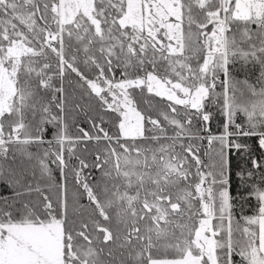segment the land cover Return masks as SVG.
<instances>
[{"label": "snow or ice", "instance_id": "obj_1", "mask_svg": "<svg viewBox=\"0 0 264 264\" xmlns=\"http://www.w3.org/2000/svg\"><path fill=\"white\" fill-rule=\"evenodd\" d=\"M0 188V264H264V0H0Z\"/></svg>", "mask_w": 264, "mask_h": 264}, {"label": "trees", "instance_id": "obj_2", "mask_svg": "<svg viewBox=\"0 0 264 264\" xmlns=\"http://www.w3.org/2000/svg\"><path fill=\"white\" fill-rule=\"evenodd\" d=\"M69 91H71V88L69 89ZM80 119L82 120L83 117H80ZM83 126L84 127H88L87 124H84ZM212 127H213V131H216V125H215V123H213ZM33 151H35V149H33ZM236 159L237 158L235 156L232 157V160H233V164L234 165L236 163ZM234 172H235V168H234ZM0 194H9V193H8V191L5 188H0ZM84 202L86 203V201H84Z\"/></svg>", "mask_w": 264, "mask_h": 264}]
</instances>
